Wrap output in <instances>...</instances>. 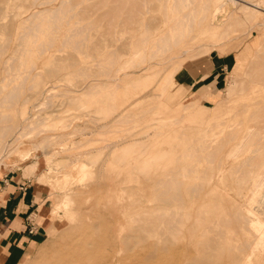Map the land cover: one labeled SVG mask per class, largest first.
<instances>
[{
	"label": "rangeland",
	"instance_id": "374dc122",
	"mask_svg": "<svg viewBox=\"0 0 264 264\" xmlns=\"http://www.w3.org/2000/svg\"><path fill=\"white\" fill-rule=\"evenodd\" d=\"M21 1L0 0V5L5 6L4 8L0 6V22L4 21L5 23H2L4 25L10 19L7 23L9 29L4 28L5 32L10 31L8 32L10 39L5 38L7 32L0 28V43L8 39L7 46L4 47L1 43L2 49L5 48L1 51L4 53L3 56L0 53L1 78L4 74L3 66L8 65L10 60L8 55L13 52L10 53L9 50L15 49L19 41L17 35L27 30L24 25L32 27L37 21L42 25L39 28L44 31H37L35 43L31 42V36L26 40H20L21 43L25 42L24 44L29 41L27 48L30 50L18 60L28 63L35 61L43 77H46L48 69L45 68L48 65L59 70L51 68L49 71L52 75L50 74V78L47 76L54 86L50 95H47L51 103L47 98V102L45 98L38 101L34 97L29 99V106L32 103L36 104L34 108L30 106V112L34 114L36 111L37 116L34 120L37 119L38 123L30 124L31 127L28 122H22L21 130H24L20 131L21 134L9 149L14 147L10 151L8 149L9 152L7 151L0 162V195L4 193V186L13 181L12 178L22 175L25 182L20 184L19 190L26 191L32 183L45 187V195L39 202L41 207L35 211L37 213L35 224L39 227L37 244L28 257L22 259L19 264H185L179 249L180 239L177 231L169 228L175 223L172 212L174 209L168 210L170 215L166 214L167 208L165 209L163 199L176 189L174 184L178 178L181 125L189 124L190 121H175V117L179 115L177 106L174 102L173 104L169 102L166 93L161 91V80L170 68L181 62L182 67L180 66L174 74V79L182 87L172 84L170 86L179 103L187 104L197 99L198 110L203 112L204 109L207 110L205 114L208 113L210 117L218 101L221 103L217 106H224L222 101L226 98L229 85L235 80L237 72H243L248 68L246 66L248 58L260 40L263 42L262 57L257 59L261 63L264 61V40L261 33L264 28L260 27L257 21L239 19L242 17L239 9L241 4L250 0H236L235 4L224 1L225 4L216 14L215 20L216 23H224V20L230 23L227 31L232 36L227 37L229 40L226 38L225 43L216 45L209 52H204L206 48L199 46L200 40L201 42L209 40L205 34L200 33L199 27H196L193 33L197 34L195 40L198 42L182 53V57L162 61L161 64H154L153 61L156 60L153 59L150 62L149 58L146 59L147 56L142 60L137 58L132 66L126 67L127 73L122 69L113 75L111 73L116 71V67H122L132 51L134 52L140 45L139 39L159 34L167 13L165 9H161L165 4L164 0H67L62 4L61 11H57L56 16L51 11H45L46 13L40 14L42 18L37 16L33 21L26 20L24 25L20 22L27 19L24 17H29L28 13L41 8L43 10L56 7L57 4L60 5V1L36 4L39 1L36 0L33 5L31 0H24L26 3ZM76 1L78 2L75 3ZM10 2L18 4L13 8ZM8 3L12 12L9 11ZM21 5L24 7L19 8ZM144 6L147 7V12ZM261 8L264 12V1ZM84 10L90 12L87 14ZM212 10L213 7L208 14ZM48 14H54L55 17L52 16L55 18H53L55 25ZM11 16L13 18H10ZM77 27L80 28L77 30L78 33L72 34ZM82 27L84 31L81 30ZM70 32V36H67ZM64 35L69 42L66 39L61 44V40L65 39ZM74 38L76 41L79 39L76 42ZM38 41L45 44L43 46L51 42L52 54L38 55ZM73 41L77 44L84 43L76 45ZM149 51L150 49H146V53ZM64 57L66 58L63 59ZM4 59L5 63L2 64ZM13 60L15 62L11 60L12 64L17 65L18 60L15 58ZM239 60L242 62L236 67ZM45 64L46 67H43ZM212 65L216 66L215 72L207 76L208 68ZM185 67L200 72L196 84L191 85L180 80L179 76ZM107 70L110 71L104 73ZM98 72L100 74H97ZM85 73L86 75L88 73V76ZM92 75L95 77L94 80ZM6 79V77L2 79L0 85ZM254 79H258V76ZM112 80L115 81V87ZM17 81L19 79L12 84ZM31 82V79H25L19 92V99L32 93L30 87L28 88ZM93 82L99 84H92ZM100 82L104 83L100 85ZM89 83L98 88L95 86L90 88L92 86H89ZM79 84L89 86H86L87 88L84 86L88 94L82 92L83 86ZM10 86L0 91V97ZM27 91L29 94H26ZM71 97H74L72 98L74 100L69 99ZM41 101L42 104L43 101L45 103L39 105ZM44 115H47L48 119ZM255 116V119H251L246 125H254L258 134L252 138L249 148L241 156V158L248 156L249 159H246L248 163L245 161L247 164L244 163L240 174L237 173L239 175L245 174V171L264 155V111L256 112ZM200 121L196 119L193 123ZM211 122L212 120L206 118L201 124L207 126ZM40 124H43L42 127ZM33 129L38 131L34 133ZM29 131L32 133L25 135ZM82 161L88 163L86 168L89 166L85 176H82L78 167ZM167 180L170 184L164 183ZM230 183L231 197L238 204H242L243 199L238 196L237 191L239 186L234 187L236 184L234 185L233 180H230ZM242 189L246 190L244 187ZM64 194L71 195L73 199L71 210L74 211H69L70 216L75 217L72 221L62 203ZM58 202L61 208H56ZM263 207L264 204L259 210L262 211ZM159 210L162 213H159L160 215ZM75 211L77 215L71 214ZM231 211L233 214L234 209ZM30 228L32 227L29 226Z\"/></svg>",
	"mask_w": 264,
	"mask_h": 264
},
{
	"label": "bare ground",
	"instance_id": "6f19581e",
	"mask_svg": "<svg viewBox=\"0 0 264 264\" xmlns=\"http://www.w3.org/2000/svg\"><path fill=\"white\" fill-rule=\"evenodd\" d=\"M23 1L24 0H22L21 2ZM35 1L36 0L34 1L31 0L32 5L33 3H35ZM52 1L53 0H39L36 4L51 3ZM59 1H60V5L57 4V6L59 5L58 7L56 6L48 9L43 8V10L41 8V10L37 9L32 11L31 13H28L30 14L29 17H24L27 19L22 20L20 24L24 25L26 20H28V22L33 21V19H35L37 16L41 17L40 14L45 11L46 12L51 11L52 13H55L56 16L57 11L58 10L61 11L62 4L67 2V0H59ZM164 1L165 4L163 5L161 4L163 7L161 9L163 10L165 9L167 13H166V19L163 22V26L160 27L159 29L160 30L159 34H154L151 37H144L143 39H139L140 42H138V44L140 45H138L137 49L134 52L132 51V53L129 55V59H126L123 65H121L122 67L119 68L117 66L116 71H114V73H111V75L117 74V71L119 70L122 69L125 70L127 66L129 67L132 66L133 61L136 60L137 58H140L142 60V58L147 56L146 59L149 58L148 60H150V62H152L153 59L156 60L153 61L154 64H161L162 61H170L172 59H175L176 57L177 58L182 57V53L186 52L188 48L190 49V46L194 45L195 42H198L195 40L197 34L193 33L196 27H199L200 33L205 34L207 36L206 37L207 40H209V42H207L206 40H203V42H201L200 40L199 46L202 47L203 49L206 48V50H203L204 52L206 51L209 52V50L216 47V45L225 43L224 40L227 37L228 38L230 37L231 34L229 33V31H227V26H229L230 23L228 22L226 23L225 20L224 23H216L215 19H216V14L222 10L223 4H225L224 1L232 2L235 4L236 0H164ZM263 1L264 0H250V1H246L245 4H241L239 9L242 12V17L239 19L240 20L251 19L252 21H257L260 27L262 26L264 28V12L261 11L262 9L261 3ZM77 2L78 1H76L75 3ZM10 3L12 4V2ZM10 3H8L9 7H10ZM16 4L18 3L16 2ZM16 4H12V7L15 8ZM3 5H5V3ZM93 6L95 5L93 4ZM145 6L144 9L145 12H147L148 9H146L147 7ZM18 7L21 8L24 6L21 5ZM212 7L213 10L211 11L210 14H208L210 8ZM79 10L77 9V11ZM85 10L84 12H87V14L90 12ZM9 11L12 12L11 7ZM141 12H144V10H141ZM48 15L51 16L50 20L52 19L51 20L52 24H54L53 22L55 19L54 14L51 15L48 14ZM7 16L9 17L10 15ZM230 16L231 15L229 14V17ZM8 17L7 19H9ZM69 17L70 14L68 15V18ZM10 18L13 17L11 16ZM77 19H79L78 16ZM7 21L8 22H6V24L4 25L2 24L5 23L4 21L0 22L2 24L0 25V28L4 29L5 27H7V29H9L7 23H9L10 19ZM87 23H90V21H87ZM11 25H13V22ZM33 25L34 26H32L31 24L32 27L30 26L28 27L27 25H24L25 28L27 27V30L17 35V39L19 41L17 42L15 49H12L11 51L9 50L10 53L12 51L13 52L11 55H8V59H10L8 60L9 62L8 65L5 64L3 66V70H4V74L2 75L3 78H1L0 76L1 80L4 79L5 77L7 78L6 81H4V83L0 85V91L3 90L5 87L11 85L10 88H8V90L0 97V109H1L0 110V162L1 160H3L2 157L7 154L9 146L13 143L14 140L17 139L19 134H21L20 131L22 132L24 130V129L21 130L23 128L22 122L26 121L28 122V125L32 123H38L36 122L37 119L34 120L37 116L35 115L36 111L34 112V114L30 112V106L34 108L36 104L32 103L29 106L28 103L29 99L31 97H34L37 98L38 101L41 98L43 99L45 98L46 101V98L50 95L51 90L54 88V86L50 83L49 78L52 72L49 70L51 68L52 70L57 68H53L51 65H50L51 67L48 65L49 67L48 68L46 67L45 64L43 67H46L45 70L48 69L47 70L48 72L46 71L47 72V74L45 72L46 77H43L44 75L42 74L41 70H38L35 61H31L29 63L26 61H19L21 59V56L25 54L26 51L30 50L29 48H27L28 47L27 43L29 41H27V43L24 44L25 42L21 43L20 40L22 39L26 40L27 37L31 36L32 37L31 42L35 43L37 40V36H36L37 31L42 30L39 28L42 25H40L38 21ZM77 30L79 31L80 28L79 29L78 27L77 29L75 28V32H73L72 34L75 33L76 35L78 33ZM81 30H83V27ZM6 32L8 33L10 31L7 30ZM7 33L5 38L9 37L10 39L9 36L10 33H8V35ZM261 33H262V40H264V31ZM70 34L71 32L68 33L67 36H70ZM111 37L113 38V35ZM64 38L65 39L61 40L62 41L61 44L64 43L63 40L67 39L65 35ZM7 40L5 42H7ZM79 40H81V37ZM74 41H76L75 38ZM67 42H69L68 39ZM4 43L2 45L4 47L7 46L6 44H8V42L5 43V45ZM45 43L47 42L45 41ZM50 43L48 42L47 46H43L45 44L42 43L40 44L38 41L37 43L38 55L44 53H48L49 55H51L52 52L50 51V46H51ZM83 43L84 42H82V44ZM75 44L78 45L80 43L78 44L75 43ZM3 46L0 47V53H2L1 51H4L5 49V48L2 49ZM146 49L147 50L150 49L149 53H146ZM262 49H263V42L260 40L257 42V47L256 49L253 50L254 51L253 54L250 56V58H248V62L246 64L248 68L243 72L240 71L237 72V76L235 80L232 81L231 84L229 85L226 92V98L224 99V101H222L225 105L217 106L219 103H221V101H218L214 107L216 109L212 112L211 117L208 115V113L207 115L205 114V111L207 110H205L204 108H203L204 112L198 110L197 99H194L187 104H181L179 103L178 99H176L175 93L171 91V87H170L171 84L176 85L178 87H182L174 79V74L180 68L181 62H178L177 65L170 68L162 77L161 85H160L161 91L163 93H166L169 102H171L172 104L174 102L177 106V111L179 115L175 117V121H179V122L184 120L190 121L189 124L185 123L181 125V131L179 135L180 137L179 156H178L179 164L177 167L178 178L175 184L174 182H172V184L176 185L175 186L176 189L169 192V194L166 195L165 199H163L164 203L166 204L165 209L167 208L166 214L168 213L170 215L168 210L169 209L171 210L172 208L174 209L172 210V212L174 215L173 218H175L174 219L175 223L169 226V228H172V230L174 229L175 231H177V236L180 239L179 249L181 251V255L183 259L185 260L184 261L185 264H264V207L262 211L259 210L260 206L264 204V155L259 160L254 162L251 165V168L248 169V171H245V174L242 172L243 174L239 175L240 171H242L241 168L242 166H244V163L245 164L248 163V160H246L248 156L244 158H241V156L249 148L248 145L251 142L252 138L258 134V130L254 125L252 124L246 125V123L251 119H255L256 112L264 111V61L262 63L258 61L262 57L261 56ZM9 52L8 54H10ZM3 54L4 53H2V56ZM257 57H259V59H257ZM14 58L15 60L19 59L18 62H16L18 63L17 65L16 64L14 65V63L12 64V61L15 62L13 60ZM65 58L66 57H64L63 59ZM5 59L2 61L3 62L2 64L5 63ZM57 62H53V63H57ZM241 62L242 60L236 62V67H239ZM113 70H115V68ZM109 71L110 70H107L104 73H108ZM89 74L91 75V73ZM97 74L100 73L98 72ZM48 75L49 78L47 77ZM93 75H92V80L95 79V77L93 78ZM53 76H55L54 73ZM86 76H88V73ZM256 76H258V79H254ZM27 78L31 79L32 81L31 83L28 84L29 86L27 85L28 88L30 87V89L32 90V93H30V95L28 96H25V98L22 97V99H19L20 89L21 87H23L24 81ZM16 79H19V81H17L15 84H12V82L15 81ZM52 80H54V78ZM68 81L70 80L68 79ZM101 82L100 85L106 81H104L103 83ZM114 82L115 81H113L112 84ZM97 83L98 82L95 83L93 82L92 84H97ZM92 84L89 83V86H92ZM127 85H129V83H127ZM82 86H80V89ZM84 86L82 92L83 93L87 92L88 94V91H85L84 89H86L89 86L86 85L87 86V87L85 86L86 88ZM93 86L90 88H93ZM114 87H115V83H114ZM28 92L29 91H27L26 94H29ZM67 97H65V99H68ZM72 98L74 97H71L69 99ZM45 101H43V104L45 103ZM41 104L42 101L39 103V105ZM204 107H209V106H204ZM39 110H37V113L39 112ZM60 116L63 118L62 115ZM47 117L48 116L46 115L45 118ZM206 118H208L209 121L212 120V122L207 126L201 124L202 120ZM196 119L201 120L200 123L194 124L193 122ZM40 125H38L37 127H39ZM41 127H39L38 129H40ZM33 131L35 133L36 129L35 130L33 129L32 132ZM32 132L29 131L25 135H28ZM10 134L11 137L8 138ZM11 139L12 141H10ZM12 147L10 148L11 150ZM25 154L27 155V153ZM33 165H35V163ZM87 165L88 163L85 161H82L78 164V167L82 172V176L86 175L85 171H87V168L89 167L88 166L86 168ZM238 172L239 174H237ZM65 175L67 176L68 174ZM230 180H233L234 185L235 184L237 185V186L235 185L234 187L238 188L239 186L237 191H238V196H240L243 199L242 204H238L236 200H233L234 198L231 197L229 192L232 186ZM164 183L170 184V181L167 180ZM161 184L162 183H160V185ZM154 185H156V183ZM240 187L242 188L244 187L246 190L244 189L245 191H242L243 189ZM160 190L163 191L162 189ZM160 200H162V198ZM62 203L66 211L68 212L74 211L71 210V206H72L71 204L73 203V199L71 195L64 194ZM56 208H61L60 202L57 203ZM232 208L234 209L233 214L231 211ZM76 211L71 214L75 215ZM70 212H69V217L72 218L71 219L72 221L75 217L74 218L71 217L73 215L70 216ZM159 213L162 214L160 210L158 214ZM170 223L168 225H170Z\"/></svg>",
	"mask_w": 264,
	"mask_h": 264
},
{
	"label": "crops",
	"instance_id": "0c3cea01",
	"mask_svg": "<svg viewBox=\"0 0 264 264\" xmlns=\"http://www.w3.org/2000/svg\"><path fill=\"white\" fill-rule=\"evenodd\" d=\"M215 69L212 65L206 75H213ZM199 75L200 72L185 67L179 78L194 85ZM12 180L0 195V264H19L36 246L39 227L35 224V211L41 207L39 202L45 195V187L33 183L26 191L19 190L20 184L25 182L23 175Z\"/></svg>",
	"mask_w": 264,
	"mask_h": 264
}]
</instances>
